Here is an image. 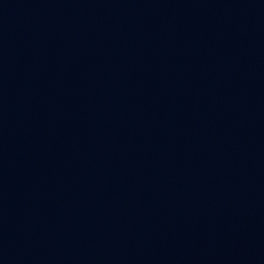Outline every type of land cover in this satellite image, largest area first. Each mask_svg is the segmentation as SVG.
Wrapping results in <instances>:
<instances>
[{"label":"water","instance_id":"95a60500","mask_svg":"<svg viewBox=\"0 0 264 264\" xmlns=\"http://www.w3.org/2000/svg\"><path fill=\"white\" fill-rule=\"evenodd\" d=\"M0 264H264V0H0Z\"/></svg>","mask_w":264,"mask_h":264}]
</instances>
